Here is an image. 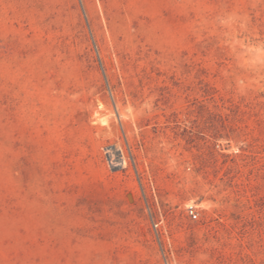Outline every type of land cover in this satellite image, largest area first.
<instances>
[{"label":"rangeland","instance_id":"1","mask_svg":"<svg viewBox=\"0 0 264 264\" xmlns=\"http://www.w3.org/2000/svg\"><path fill=\"white\" fill-rule=\"evenodd\" d=\"M0 264H264V0H0Z\"/></svg>","mask_w":264,"mask_h":264},{"label":"built area","instance_id":"2","mask_svg":"<svg viewBox=\"0 0 264 264\" xmlns=\"http://www.w3.org/2000/svg\"><path fill=\"white\" fill-rule=\"evenodd\" d=\"M188 211H189V215L191 218H197L198 217V209L195 205H190L189 208H188Z\"/></svg>","mask_w":264,"mask_h":264}]
</instances>
